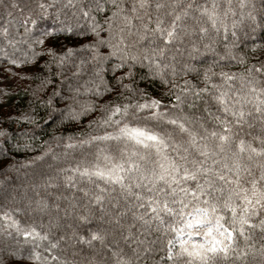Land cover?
Segmentation results:
<instances>
[{
	"label": "snow or ice",
	"instance_id": "snow-or-ice-1",
	"mask_svg": "<svg viewBox=\"0 0 264 264\" xmlns=\"http://www.w3.org/2000/svg\"><path fill=\"white\" fill-rule=\"evenodd\" d=\"M39 7L43 9L44 5ZM64 7H75V0H66ZM246 7L245 0H239L240 19L237 21L230 19L237 15L232 0H224L223 4L212 0L210 5L198 0H93L87 9L80 8L83 17L90 18L88 28L95 37L92 43L78 49L62 48L59 52L47 47L38 53L35 46H44L45 38L52 32L45 29L35 38H29L31 58L26 54L25 62L46 54L49 63L63 68L65 63H73L76 53L88 51L96 65L95 75L101 81L103 64L110 59L119 60L112 65L114 73L127 66V72L115 77L120 95L124 90L146 95L124 83L125 79L131 80L133 66L140 63L165 85L171 84L170 94L176 101L172 108H181L187 103L192 109L197 107V101L203 102L207 119L204 115L184 114L182 108L179 115L169 114L167 109L160 111L161 101L155 98L123 105L102 104L100 119L92 123L112 131L89 135L79 144L114 142L119 158L107 148H101L95 163L61 169L72 173L64 177L65 186L75 188L77 174L89 183L101 180L117 186L129 208L145 209L136 219L145 225L155 223L156 230L166 237L162 243L168 264H226L232 257L243 264H264V59L260 58L264 49L253 46V53L260 52V55H254L255 62L248 64L242 73L225 71L220 63L226 59L241 65L246 63V56H237L232 51L237 46L239 23L247 19L252 31L257 26L264 27V22L257 23L252 11L245 14ZM93 11L110 13L104 17L106 28L91 15ZM31 23L35 25L36 21ZM230 30L234 39L230 45L225 43V54L209 60V56L218 55L216 45L220 35L227 38ZM58 31L73 33L74 30L69 25ZM25 32L29 29L25 28ZM101 32H107V36L102 38ZM132 36L136 39L130 44L128 37ZM136 45L142 47L134 52ZM101 46L109 49L106 55L100 52ZM192 61H197L198 65ZM10 63L19 64V61L10 60ZM85 63L83 59L73 63V75H79ZM191 74L195 75L197 83L188 79L177 83L178 76ZM213 106L216 112L212 111ZM92 110L89 107L80 114ZM145 112L147 114L142 115ZM162 124L171 127L162 131ZM65 147L76 145L66 144ZM47 154L35 159L42 160ZM101 156L103 164L99 162ZM81 190L88 195L86 190ZM102 200L100 195L94 198L95 203ZM36 205L41 212L50 207L43 199L36 201ZM17 211H0L3 222L0 231L9 238L15 233L32 247L8 250L7 255L18 261L30 260L33 264H69L60 256L52 255V250L58 247L56 243H49L45 248L48 256L38 251L42 242L49 240L48 232L21 222L13 214ZM165 217H171V221L166 222ZM80 219L87 221L88 217ZM237 234L244 239L245 248L237 246ZM79 241L89 245L92 241L103 243L104 236L92 232L90 239L80 237ZM249 256L251 262L247 259ZM116 264H129V261L120 258Z\"/></svg>",
	"mask_w": 264,
	"mask_h": 264
},
{
	"label": "trees",
	"instance_id": "trees-1",
	"mask_svg": "<svg viewBox=\"0 0 264 264\" xmlns=\"http://www.w3.org/2000/svg\"><path fill=\"white\" fill-rule=\"evenodd\" d=\"M92 2L93 0H75V7H64L66 0H0V69L7 80L6 86H0V132L4 133L0 135V211L18 209L13 213L17 219L34 224L38 231L48 232L49 240L42 242L38 249L43 256H48L45 248L49 243H56L58 247L52 250V255L60 256L69 264H116L120 258L129 261V264H168L162 243L166 237L156 230L155 223L145 225L136 219V215L143 214L145 209L129 208L120 196V189L101 180L89 183L86 178H80L77 174V186H65L64 177L72 173L62 172L61 169L95 163L97 152L101 148H107L119 158L113 147L114 142L79 144L80 140L87 139L89 135H103L105 131H112L111 128H100L92 123L100 119L102 104L123 105L155 98L161 101L160 111L167 109L169 114L179 115L182 108L184 114L204 115L207 119L203 113V102L197 101V107L192 109L188 108L187 103L181 108H172L176 101L174 95L170 94L171 84L165 85L160 77L151 75L148 67L140 63L133 66V77L131 80L125 79L124 83L130 84L133 89L142 90L146 95L127 90L120 95V85L116 83L115 77L127 72V66L114 73L112 65L119 63V60L110 59L103 64L101 81L95 75L96 65L91 61L88 51L74 55L73 63H79L81 59L86 61L79 75H73V63H65L63 68H59L54 62L49 63L46 54L25 62L26 54L31 58L29 38H35L45 29L52 32V35L45 38L44 46H35L34 50L38 53L44 52L47 47L59 52L62 48L78 49L81 45L92 43L95 37L88 28L90 18L86 19L80 13L81 7L87 9ZM198 2L210 5L212 0ZM218 2L223 4L224 0ZM245 2L248 5L244 10L245 14L252 11L257 16L258 24L264 22V0ZM41 4L44 5L43 9L39 7ZM232 7L237 15L230 19L239 21V0H232ZM108 14L110 13H91L102 25ZM32 20L36 21L35 25L31 23ZM250 23L245 19L238 24L237 46L232 50L237 56H246V63L241 65L234 60H223L220 63L225 71L242 73L248 64L255 62L252 57L260 55V52L253 53V46L264 49V27L257 26L252 31ZM69 25L73 28V33L58 31ZM25 28L29 29L28 33ZM106 36L107 32H101L102 38ZM135 39V36L128 37V43H134ZM233 39L231 30L227 38L221 34L216 45L218 55L209 56L208 59H218L219 55H224L225 43L230 45ZM141 47L142 45H136L132 51H138ZM99 50L105 55L109 51L107 46H101ZM260 58L264 59V55H260ZM178 59L182 58L178 56ZM10 60H17L19 64L10 63ZM192 63L198 65L197 61ZM168 79L171 80L172 77L169 76ZM184 79L197 83L194 74L176 78L180 84ZM97 84L100 85L99 88L96 87ZM97 92L101 94L97 95ZM89 107L93 110L80 114ZM212 111L216 112L215 106ZM170 127L162 124L160 130L167 131ZM66 144H75L76 147L66 148ZM45 152L48 154L42 160L35 159ZM99 162L104 163L102 156ZM189 183L194 187V184ZM50 184L54 186L50 187ZM81 189L86 190L88 195ZM100 189L104 191L101 192ZM96 195L103 197L102 202H94ZM42 199L47 200L50 205L44 212L38 211L36 205V201ZM81 216L88 217L87 221H82ZM165 220L170 222L171 217H165ZM2 227L3 222L0 221V229ZM92 232L103 235V243L92 241L89 245L79 241L80 237L90 239ZM237 246H246L244 239L238 234ZM31 247L30 242L24 243L23 237H16L13 233L9 238L0 231V262L33 264L30 260L18 261L7 255L8 250ZM256 247H260L259 242ZM146 248L149 250L145 251ZM113 253L119 255L114 256ZM247 259L251 262L252 257ZM226 264L243 262L235 261L232 257Z\"/></svg>",
	"mask_w": 264,
	"mask_h": 264
},
{
	"label": "rangeland",
	"instance_id": "rangeland-1",
	"mask_svg": "<svg viewBox=\"0 0 264 264\" xmlns=\"http://www.w3.org/2000/svg\"><path fill=\"white\" fill-rule=\"evenodd\" d=\"M7 84V80L4 76V73H3V70L0 69V86H6ZM195 239H198V238H195Z\"/></svg>",
	"mask_w": 264,
	"mask_h": 264
}]
</instances>
